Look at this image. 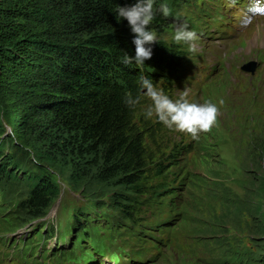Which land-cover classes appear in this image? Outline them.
<instances>
[{"label":"rangeland","instance_id":"374dc122","mask_svg":"<svg viewBox=\"0 0 264 264\" xmlns=\"http://www.w3.org/2000/svg\"><path fill=\"white\" fill-rule=\"evenodd\" d=\"M249 2L198 0V9L191 13L193 28L188 24L197 33L198 51L192 54L187 45H180L187 59L181 81L174 86L157 84L170 98H178L180 91L186 89L191 102L210 101L220 111L217 124L210 132L201 134L199 140L171 132L152 120L157 128L161 127L160 145L154 161L143 174L148 175L149 169L163 161L168 171L166 179H157L156 171H151L147 185L151 188L144 190L149 193L139 198L137 196L145 193L135 195L134 191L123 187L95 191L96 186L85 182L84 187L89 184V190L78 188L69 180L73 172L77 174L73 167L68 177L54 172L60 193L41 217L33 216L24 208L26 187L2 183L0 264H93L96 245L100 248L99 261L104 260L106 264H113L110 260L119 264H243V260L256 251L252 240L264 239V216L258 212L259 208L264 209L261 187L264 183V17L257 18L249 29H242L241 19ZM202 3L208 7L209 16L202 14ZM176 25L171 23L165 29L163 39L174 42ZM250 65L257 66L255 73L243 71V67ZM146 103H150L147 97ZM4 116L0 112V123L6 132L0 138V149L3 144V161L10 162L9 156L16 159L18 156L16 146L8 142L7 134L13 129ZM42 120L38 118L36 123L43 124ZM16 124L19 125V120ZM42 135L38 133L29 148L21 149L30 154L33 150L36 154L40 151V155L44 153L46 157L50 149L41 140ZM177 145L186 148L178 154V165L173 166L168 156ZM188 148L193 151L187 153ZM33 160L47 167L43 160ZM8 167L17 170L15 162ZM32 169L25 166L17 173L23 177ZM162 182L179 195L172 199L168 193L157 190ZM154 191H159L158 196ZM136 198L145 202L138 212L142 227L126 219L121 212L123 204H135L132 200ZM235 207L245 210L236 214ZM77 217L85 226V232L91 234V242L84 240L83 229L75 226ZM86 217L93 225L133 229L146 243H154H149L145 249H141L140 244L129 249L121 239L115 238L112 243L94 245L98 235L87 224ZM170 225H173L172 230L165 232L171 229ZM42 231L53 235L48 242L39 245L43 253L48 249L54 253L57 248L59 253L74 251L76 257L61 256L52 261V254L44 259L41 253L33 259L32 252L21 255L20 245L11 246V241L37 240L34 237ZM40 239L39 236L38 243ZM113 246L119 250H114ZM80 249H83L81 253ZM86 251L89 255L84 254ZM126 257L130 258L129 262Z\"/></svg>","mask_w":264,"mask_h":264},{"label":"trees","instance_id":"16d2710c","mask_svg":"<svg viewBox=\"0 0 264 264\" xmlns=\"http://www.w3.org/2000/svg\"><path fill=\"white\" fill-rule=\"evenodd\" d=\"M136 2L0 0V112L5 114L4 119L13 129L7 134L8 142L16 146L18 156L17 159L9 156L10 162L3 161L2 144L0 185L26 187L24 208L33 216H44L58 197L60 191L55 173L61 172L68 177L72 167L77 174L73 172L69 180L78 188L89 190V184L97 187L95 191L123 187L134 191L135 195L145 193L137 196L139 198L149 193L144 190L151 188L147 187L151 171H156L157 179L167 177L163 161L149 169L148 175L143 174L154 161L153 156L160 145L161 127L144 119L139 111L131 112L123 100L127 93L135 95L138 92L141 74L152 79L154 84L165 86H174L181 81L186 53L182 46L168 42L162 36L171 23L186 22L193 28L191 13L198 9V0H166L171 15L167 18L158 15L153 22L160 42L153 45L152 59L145 62L143 69L120 63L123 52L135 55L134 36L128 22H118L114 12L117 6L129 7ZM200 9L204 16H209L204 3ZM142 104L147 105L146 97H142ZM38 118L43 119V124L36 123ZM5 133L0 123V138ZM38 133L43 134L41 140L49 146L46 157L44 153L41 156L40 151L36 154L33 150L30 154L21 149L29 148ZM185 148L177 145L170 153L168 159L174 162L173 166L178 165V154ZM192 151L186 150L187 153ZM33 158L43 160L47 167L40 166ZM13 162L17 170L8 167ZM25 166L33 169L22 177L17 172ZM85 182L89 184L84 187ZM169 186L162 182L156 189L173 199L179 193ZM261 187L264 192V183ZM154 193L158 196L159 191ZM132 201L135 204L121 203V212L126 219L142 227L138 212L145 202H139L138 198ZM244 210L235 207L236 214ZM258 212L264 216V209L259 208ZM88 219L87 224L93 227L99 239L113 242L120 237L123 241L141 244L143 249L154 243H146L133 229L93 225ZM75 226L83 229L84 240L92 239L78 217ZM172 226L164 231H171ZM122 232L126 234L123 236ZM262 232L264 234V230ZM39 236L40 243L37 241ZM51 237L53 235L42 231L34 237L37 240L11 241V246L20 245L21 255L32 252L35 259L42 252L39 245ZM252 241L256 251L242 263L264 264V239ZM57 250L42 252L44 259L48 254H52V261L61 256L66 259L76 257L74 251L59 253Z\"/></svg>","mask_w":264,"mask_h":264},{"label":"clouds","instance_id":"9594fccd","mask_svg":"<svg viewBox=\"0 0 264 264\" xmlns=\"http://www.w3.org/2000/svg\"><path fill=\"white\" fill-rule=\"evenodd\" d=\"M114 12L118 22H128L134 36L132 43L135 55L123 52L120 63L125 67L135 65L136 68L143 69L145 62L152 59L153 45L160 42L152 27L153 22L158 15L165 18L171 15L166 0H137L129 7L117 6ZM260 17H264V0H250L241 19V28L249 29ZM173 39L177 45H187L189 53L195 54L198 51L197 33L186 22L177 23ZM142 97H147L150 103L146 106L142 104ZM123 102L131 112L139 111L144 119L155 120L169 131L190 135L193 140H199L201 134L210 132L220 115L215 103L191 102L186 89L180 91L178 98H170L152 79L143 74L138 78V92L135 95L127 93Z\"/></svg>","mask_w":264,"mask_h":264},{"label":"water","instance_id":"95a60500","mask_svg":"<svg viewBox=\"0 0 264 264\" xmlns=\"http://www.w3.org/2000/svg\"><path fill=\"white\" fill-rule=\"evenodd\" d=\"M256 69H257V66H255V65L243 67V71H245L247 73H255Z\"/></svg>","mask_w":264,"mask_h":264},{"label":"bare ground","instance_id":"6f19581e","mask_svg":"<svg viewBox=\"0 0 264 264\" xmlns=\"http://www.w3.org/2000/svg\"><path fill=\"white\" fill-rule=\"evenodd\" d=\"M262 49V48H261ZM216 57H218V55L216 54ZM222 60V59H221Z\"/></svg>","mask_w":264,"mask_h":264}]
</instances>
